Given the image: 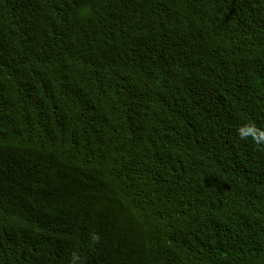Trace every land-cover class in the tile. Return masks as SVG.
Segmentation results:
<instances>
[{"label": "trees", "instance_id": "trees-1", "mask_svg": "<svg viewBox=\"0 0 264 264\" xmlns=\"http://www.w3.org/2000/svg\"><path fill=\"white\" fill-rule=\"evenodd\" d=\"M244 124L264 0H0V264H264Z\"/></svg>", "mask_w": 264, "mask_h": 264}, {"label": "clouds", "instance_id": "clouds-1", "mask_svg": "<svg viewBox=\"0 0 264 264\" xmlns=\"http://www.w3.org/2000/svg\"><path fill=\"white\" fill-rule=\"evenodd\" d=\"M237 134L240 139L247 140L252 139L254 143L264 146V128L256 127L255 124H244L237 129ZM101 237L98 233L90 234V242L92 244H99ZM80 260V257L77 253H72L71 264H77V261Z\"/></svg>", "mask_w": 264, "mask_h": 264}, {"label": "rangeland", "instance_id": "rangeland-1", "mask_svg": "<svg viewBox=\"0 0 264 264\" xmlns=\"http://www.w3.org/2000/svg\"><path fill=\"white\" fill-rule=\"evenodd\" d=\"M24 29V33L22 34V37H24V35L26 34H30V33H33L35 30L32 28V25L30 23H26L23 25L22 27ZM46 62H49V61H46ZM69 107H70V111L73 109V106L71 104V101L69 103ZM72 119V118H71Z\"/></svg>", "mask_w": 264, "mask_h": 264}]
</instances>
